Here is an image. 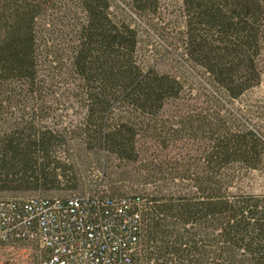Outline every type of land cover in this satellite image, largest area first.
Here are the masks:
<instances>
[{"label":"trees","instance_id":"16d2710c","mask_svg":"<svg viewBox=\"0 0 264 264\" xmlns=\"http://www.w3.org/2000/svg\"><path fill=\"white\" fill-rule=\"evenodd\" d=\"M162 1L0 0V196L59 188L70 180L54 146L88 145L105 162L132 164L145 186L118 184L125 172L101 191L32 195L62 223L66 243L88 250L89 233L103 229L92 249L114 262L264 264V193L236 181L261 166L264 135L229 104L261 82L264 0H173L176 57L207 75L215 104L199 111L182 102L180 78L139 58V27L153 26ZM183 137L206 144L170 145ZM173 147L178 156L164 152ZM88 194L80 208L70 202ZM29 197L0 199V264L2 243L34 242L39 264L53 259L40 236H1L9 219L29 228Z\"/></svg>","mask_w":264,"mask_h":264},{"label":"rangeland","instance_id":"374dc122","mask_svg":"<svg viewBox=\"0 0 264 264\" xmlns=\"http://www.w3.org/2000/svg\"><path fill=\"white\" fill-rule=\"evenodd\" d=\"M153 26L142 23L140 28L139 58L145 68L153 66L155 69L176 75L184 85L182 102L191 107L201 109L215 108L211 93L205 89L206 74L188 72L178 61L175 49V35L180 20L177 17V7L173 0H163L157 17L153 18ZM260 66L262 69L261 82L259 85L245 92L238 99L231 101L230 106L239 110V113L264 135V52L261 56ZM179 102V103H182ZM169 108H174L170 105ZM171 110V109H170ZM172 111V110H171ZM222 110V113H225ZM165 118L171 120V113L167 112ZM174 118V117H172ZM206 140L202 137H183L173 140L170 145H205ZM52 154L59 158L66 166L69 182H65L57 189L31 190L29 192L4 193L1 198H26L32 195L46 197H69L81 195L90 189L96 188L101 191L107 189L109 178H125L118 181L124 182L130 192L142 193L145 186L137 179V174L131 170V165H124L114 157L107 158L88 145H55ZM170 156H178V148H169L164 151ZM119 164V165H118ZM106 167V168H105ZM131 172H127V171ZM237 186L242 191L251 193H264V159L258 169L241 171L237 178ZM76 184V188L70 185ZM152 187L149 185L148 189ZM1 261L5 264H39L44 255L43 249L37 243H2Z\"/></svg>","mask_w":264,"mask_h":264},{"label":"built area","instance_id":"2783aa9c","mask_svg":"<svg viewBox=\"0 0 264 264\" xmlns=\"http://www.w3.org/2000/svg\"><path fill=\"white\" fill-rule=\"evenodd\" d=\"M91 195L88 194L82 198H72V202L75 206L80 208L82 201H89ZM26 202L27 214L24 217V225L29 226L26 230H23L17 224L11 225L9 222L11 220L5 221L2 227L1 236L4 239L11 238H28L35 239L41 237L42 244L45 246H50L55 248L53 259L50 262H42V264H73L72 261L79 264H126L127 260L114 262L110 257L98 256V250H93L97 242L100 241V237L105 238V230L96 231L89 233V241L87 243L88 250L81 246L74 247L70 243H66L64 239L67 231L61 226L56 224V220L52 217L50 207L46 206L45 203L40 205L41 198L39 196H31L25 200ZM2 205V204H1ZM37 210L41 212L37 213ZM35 218L40 219V225L38 229H33L30 227L31 221ZM75 221V217H72ZM81 222V221H79ZM55 231H57L55 233ZM93 248V249H92Z\"/></svg>","mask_w":264,"mask_h":264}]
</instances>
